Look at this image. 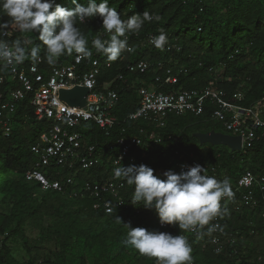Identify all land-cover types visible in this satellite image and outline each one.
<instances>
[{
    "label": "trees",
    "instance_id": "1",
    "mask_svg": "<svg viewBox=\"0 0 264 264\" xmlns=\"http://www.w3.org/2000/svg\"><path fill=\"white\" fill-rule=\"evenodd\" d=\"M87 3V0H78ZM101 2V0H97ZM65 8H73L71 0H53ZM109 6L117 9L122 19L133 14L143 15L145 11L159 20L145 22L141 30L129 34L131 51H121L125 58L110 61L97 52L103 61H110L103 67L96 89L105 92L114 89L119 100L113 114L119 120L133 111L139 102L137 88L154 81L155 71L129 73L126 63L147 59L153 64L157 60L172 61L173 65L184 66L186 71L177 73L176 88H201L211 86L223 90L229 101L249 106L264 98V0H109ZM6 21L10 31L6 41L28 52L23 68L32 60L30 49H39L43 59L44 73L56 65L72 61V55L65 53L49 64L46 46L34 32H21L5 13L0 11V22ZM76 26L85 35L88 49H93L92 40L104 38L100 17L77 21ZM163 30L167 37L182 47L179 53H164L147 43L151 35ZM4 39V40H3ZM212 67V70H209ZM176 70V68H175ZM122 73L126 80H119ZM161 73V71H160ZM0 75L7 76V68L0 59ZM12 87L17 82L7 81ZM164 89H167L166 87ZM241 93L243 98L235 99ZM31 94L17 103L12 115L11 133L6 137L0 126V243L7 251L11 243H19L25 256L21 260L0 253V264H156V259L139 254L122 241L127 229L123 224L141 227L149 231L185 235L192 248L191 264H264V190L254 188L256 202L246 204L235 192L237 179L247 170L264 176V138L252 147L232 150L224 144L201 142L198 133L209 132L221 125L210 116L206 107L201 115L185 113L168 116L166 126L159 129L142 120L126 124L128 135L135 134L137 127H143L144 143L132 150L136 165L144 164L154 169V174L163 178L165 171L180 173L179 163H194L215 168L213 175L218 180L227 179L234 195L221 200V211L209 225L197 227L195 232L183 231L178 225L160 226L158 214L143 207V203L132 204L134 186L116 178L112 173V161L117 149L112 143L120 133L115 126L111 136L94 124L84 123L75 128L84 142L96 143L100 153V164L86 170L79 165L68 169L53 163H43L41 170L50 180L64 183L67 176L76 180L75 187L65 185L64 192L43 190L40 184L25 179V172L34 168L37 157L31 145L41 139V133L52 124L37 121L30 104ZM214 131V130H213ZM162 138L160 142L148 140L150 134ZM178 137L177 143L167 135ZM177 152V153H176ZM119 181L125 185L121 191L123 204L113 201V210L106 213L102 202L87 193L73 195L84 181ZM66 189V191H65ZM248 190V189H247ZM245 191V190H244ZM121 219V222L117 220ZM219 222L223 229L220 244L212 242V223ZM31 230L33 235H28Z\"/></svg>",
    "mask_w": 264,
    "mask_h": 264
},
{
    "label": "built area",
    "instance_id": "2",
    "mask_svg": "<svg viewBox=\"0 0 264 264\" xmlns=\"http://www.w3.org/2000/svg\"><path fill=\"white\" fill-rule=\"evenodd\" d=\"M9 35L10 31L6 29L1 33L2 38ZM102 35L103 39L109 38L105 31ZM126 36L128 46L125 50L131 51L129 34L127 33ZM153 36L147 38V43L155 47L150 42ZM0 43L8 51L15 52L14 46L10 43L6 41H0ZM89 50L92 52L90 57L81 58L74 52L71 62L53 66L47 73L42 70L43 59L41 56H38L36 60H31L23 68V62L16 63L14 57L0 55V59L7 68V76L0 75V126L4 135L8 137L11 133L12 115L15 113L17 103L29 93L35 120H46L52 124L42 131L41 139L31 145V151L37 157V161L34 168L25 172V179L38 182L43 190L51 189L64 192L65 185L72 187L76 185L75 177L71 175L65 178L64 183L59 180H50L41 170L43 163H53L68 169L79 165L80 169L86 171L100 164L97 144L84 142L82 134L75 128L84 123L94 124L106 136L110 137L115 126H119V120L113 114V109L119 100L118 93L114 89H108L105 92L96 89L102 68L109 67L111 62H103L97 56L95 48ZM158 50L168 54L179 53L182 47L168 38L163 50ZM124 53L120 56L119 61L124 60ZM125 67L129 73H146L151 68L156 73L152 83L143 84L137 88L138 105L121 120L124 125L118 127L120 133L110 146L111 149H117V156L112 161L113 174L115 167L119 166L117 159L125 167L136 165V157L132 150L144 143L145 139L141 136L144 128L137 127L135 134L128 135V127L125 125L134 124L140 120L163 129L168 116H181L185 113L201 115L209 106L212 119L222 123L224 130L229 135L240 136L241 149L252 147L257 141L264 138V98L249 106H242L229 101L223 90L211 86L193 89L176 88L174 85L178 83L177 73L185 72L186 68L184 66L177 67L170 60L168 62L157 60L153 64L152 61L144 58L128 62ZM209 70H212V67H209ZM117 78L126 80L122 73H119ZM7 81L17 82L18 87H12ZM75 86H82L89 90L83 106L68 105L59 97L60 90L71 89ZM165 87L167 89H164ZM234 97L236 100H240L243 95L237 93ZM166 138L175 143L178 140V137L171 134ZM148 140L160 142L162 138L152 133ZM195 165L194 163H179L178 171H187L188 168ZM202 166L207 169V175L215 174L214 167ZM124 185L122 180L106 182L87 180L77 190H73V195L80 192L87 193L95 199L103 201L102 206L105 212L110 213L115 201L119 205L123 204L121 191ZM256 186H259V190H264V176L247 170L237 179L234 190L244 203L253 204L256 202L254 197ZM261 217L264 219V211L261 213ZM212 228L214 229L212 242L218 245L222 241L223 229L219 222L212 223ZM196 229L197 227L189 232H195Z\"/></svg>",
    "mask_w": 264,
    "mask_h": 264
},
{
    "label": "clouds",
    "instance_id": "3",
    "mask_svg": "<svg viewBox=\"0 0 264 264\" xmlns=\"http://www.w3.org/2000/svg\"><path fill=\"white\" fill-rule=\"evenodd\" d=\"M71 4L73 8L60 4L53 7V0H0V11L11 18L21 32L37 34L38 40L46 46L49 64L65 53L75 52L81 58L92 55L85 35L76 26L77 21L84 23L86 19L101 18L102 28L109 38L96 37L91 43L97 52L115 61L128 46L127 33H138L145 22L160 19L147 11L143 15L133 14L126 20L122 19L117 9L109 6V0L99 3L97 0H87L86 4L71 0ZM7 28L6 21L0 22V31ZM167 39V34L161 30L150 42L163 50ZM0 49V55L14 57L16 63L23 62L29 55L19 46V42H16L15 52L8 51L2 43ZM38 51L35 46L30 49L32 60L38 58ZM117 164L119 166L115 167L114 176L134 186L131 203L142 202L144 208L158 214L161 225H178L183 231L209 225L220 214L221 200L234 195L227 179L218 180L207 175V169L200 164L178 174L165 171L163 178L144 164L125 167L119 159ZM117 220L121 222L119 217ZM123 225L127 233L122 243L130 245L141 255L155 258L156 264H191L192 248L185 235L149 231L132 227L130 223ZM213 230L212 227L208 229L209 232Z\"/></svg>",
    "mask_w": 264,
    "mask_h": 264
},
{
    "label": "water",
    "instance_id": "4",
    "mask_svg": "<svg viewBox=\"0 0 264 264\" xmlns=\"http://www.w3.org/2000/svg\"><path fill=\"white\" fill-rule=\"evenodd\" d=\"M88 91L89 90L85 87L75 86L71 89L60 90L59 97L68 105L83 106L85 104V96ZM198 137L201 142H208L211 144H224L232 150H241L240 136L209 131L206 133H198Z\"/></svg>",
    "mask_w": 264,
    "mask_h": 264
},
{
    "label": "rangeland",
    "instance_id": "5",
    "mask_svg": "<svg viewBox=\"0 0 264 264\" xmlns=\"http://www.w3.org/2000/svg\"><path fill=\"white\" fill-rule=\"evenodd\" d=\"M221 126L218 127H213L210 131L217 132V133H226L227 132L224 130L222 123L218 122ZM177 168H178V164H177ZM161 173L159 174L160 177ZM27 234L28 235H33V232L31 230H27ZM3 237L1 236L0 239H2ZM9 246V250L7 251L6 247L2 248V244L0 243V253L2 254V256L4 257L9 256L12 258H15L17 260H21L24 256H25V252L24 249L22 248L21 244L19 243H11Z\"/></svg>",
    "mask_w": 264,
    "mask_h": 264
},
{
    "label": "crops",
    "instance_id": "6",
    "mask_svg": "<svg viewBox=\"0 0 264 264\" xmlns=\"http://www.w3.org/2000/svg\"><path fill=\"white\" fill-rule=\"evenodd\" d=\"M228 134V133H227Z\"/></svg>",
    "mask_w": 264,
    "mask_h": 264
}]
</instances>
